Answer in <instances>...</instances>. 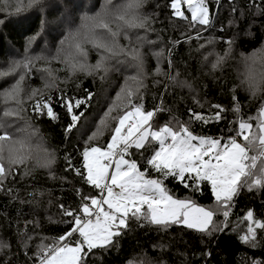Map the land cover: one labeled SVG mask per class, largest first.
Masks as SVG:
<instances>
[{
	"label": "snow or ice",
	"instance_id": "6c2138e0",
	"mask_svg": "<svg viewBox=\"0 0 264 264\" xmlns=\"http://www.w3.org/2000/svg\"><path fill=\"white\" fill-rule=\"evenodd\" d=\"M226 2L228 27L217 35L221 0H164L163 19L159 0H0V25H22L27 12L40 19L22 52L0 33V264H115L113 250L119 254L129 238L139 253L125 264H169L163 256L176 237L198 245L191 260L187 247L173 253L181 264H214V250L215 264H264L256 256L264 253V0ZM249 44L259 47L237 51ZM234 55L250 71L225 95ZM34 70L42 86L26 93ZM81 76L115 93L91 134L78 110L95 93L75 94ZM208 80L221 99L210 95ZM42 123L60 126L59 146H47ZM37 172L71 191L73 202L56 197L49 215L54 189L39 184ZM242 196L262 197L259 210L245 204L237 213ZM41 203L57 230H41ZM141 234L155 235L154 255ZM221 234L246 251L230 262Z\"/></svg>",
	"mask_w": 264,
	"mask_h": 264
},
{
	"label": "trees",
	"instance_id": "16d2710c",
	"mask_svg": "<svg viewBox=\"0 0 264 264\" xmlns=\"http://www.w3.org/2000/svg\"><path fill=\"white\" fill-rule=\"evenodd\" d=\"M223 7L220 9L219 11V19H216L215 15L213 17V22L216 24V30H217V35H219V29L221 28V24L223 23V26L225 28L228 27V23H227V17L229 15V8H228V4L226 2V0H221ZM238 2L240 4L243 3V0H238ZM159 3L161 4V8H160V13H161V18H164V12L165 9L163 7L164 4V0H159ZM9 4H11V0H9ZM3 4H0V7H3ZM213 13L216 12V9L213 8L212 9ZM237 15L239 14V11L236 13ZM5 15V13L3 11H0V18H3ZM25 16H27V20L22 24V25H18V24H10L7 23L6 21V27L4 25H0V33H8L10 36V39L12 40L13 44L15 45L13 51L19 50L20 52L23 51V44L25 42V40L28 38V36L33 35L36 31L39 30L40 28V19H39V13H35V12H27L24 13ZM22 17H18V16H13L10 17V19H12L13 21L21 19ZM261 19H264V17H261ZM156 27H164V25H160L157 24ZM237 27H239V25H237ZM171 29H169V34H171ZM231 35V33H225V37H229ZM238 45H239V41H237ZM222 47V46H221ZM259 47V45H255V44H249V45H242L239 46L237 51L238 52H243L245 54H250L253 51H256V49ZM193 56H196V53H193ZM239 55H234V58L229 60L228 65L226 67L225 70V77L227 80V83L225 85V95L228 94V88L234 86V85H239L240 81L237 77L236 74V68L242 64L244 61L238 58ZM95 56H91V58H94ZM197 59H199V57H197ZM4 60V57L2 55H0V63H2V61ZM193 64L196 63V61H192ZM53 67H56L55 65H53ZM60 75H63V73H61ZM80 79L82 80V88L81 90H78L75 94L76 95H83V88H87L90 91H93L95 93V96L93 97V100L90 103V106L85 108L84 106H81V108L78 111H83L84 112V116L81 117V121L79 123V126L81 128H83V125L88 121L89 128L88 130V134H91L92 131L95 130V125L99 123L100 117L103 115V112L107 109L108 103L111 102V99L114 98L115 93L111 90V88L108 87V85H101L100 81L97 79L95 86H93V81L91 77H83L81 76ZM116 79V77H113V81ZM201 80H205L208 79L207 77H204L203 75H201L200 77ZM26 84H28L29 88L31 89L32 87H40L42 85L41 80H40V76L39 74H37L35 72V70L33 71L32 77L30 79H26ZM149 83H151V81H149ZM208 86H209V90H210V95L214 98V99H221L219 97V95L211 92L212 89H214V85L211 83V80H208ZM104 88H107V92L103 91ZM71 90V89H70ZM237 91L240 94V98L241 100L245 99V93L240 89L237 88ZM201 96H203V93H201ZM149 101H151V97H148ZM189 106H191V101L188 102ZM25 107H27V104L25 105ZM181 107H183V105H181ZM58 112H60L61 117L63 118V112L57 108L56 109ZM247 111V109H246ZM96 116H98L99 118L96 119ZM86 117H90L89 120L86 119ZM92 120H94L95 122H97L95 124V122H93ZM41 128L43 130V132L46 135V140H47V146L49 148L52 147H57L60 145V138H61V133H60V126L56 125L54 128H50L47 124L42 123ZM214 131V129H209L210 134ZM106 135V134H105ZM100 143H103V138L99 141ZM72 149L70 148L69 151H71ZM61 169H62V161L58 162L56 165V172L58 174L61 173ZM36 179L37 181H39V184L41 185H46L48 187H51L54 189L52 197L54 200L53 205L48 208V214L49 215H55L57 213V206L55 203V198L56 197H60L63 196L65 198V203L67 202H73V194L71 191H64L61 192L59 191V182L52 184L49 181L45 180L43 175L39 172L36 173ZM64 187L67 189L69 187V185L65 184ZM179 194V193H177ZM47 196H45V200H47ZM262 197L257 196L254 200H249L246 197L242 196L240 197V204L236 207L235 211L237 213H240L241 215L243 214V205L248 204L250 207H252L254 210H259L260 208V201H261ZM207 201H205L206 203ZM5 203V198L3 196H0V209H3ZM17 207V205L13 204L11 206V208L8 209L9 212V218H13L14 217V209ZM44 207L45 205L43 203H41L40 208L38 210V216L40 218V222L43 225V228L41 229L42 231L45 232H53L56 229L55 225H48L47 223H45L44 221ZM30 209L29 206L27 204H25L23 206V212L25 214L29 213ZM25 219L29 218L28 215H25L24 217ZM59 218V217H57ZM233 219H235V217H233ZM3 217L0 216V224H3ZM29 231H31V225H29ZM143 245L144 248H146L148 250V252L150 254H155L153 252V249L151 248L150 245V240L151 239H155V235L154 234H149L147 236L145 235H139L138 237ZM188 237H185L184 240H188ZM221 241L224 243V245H226L228 247V260L230 262L233 261V255L236 252L237 249H239L240 252H244L246 251L245 248L240 247L239 245H232L230 241H228L225 237L224 234H221L220 236ZM232 239L235 240V235L232 236ZM177 243H175L171 249L167 250L163 256V259L167 260L169 262V264H173V261H175V264H181V262L183 261V257L180 255H173V253H176L178 249L183 250L186 247L188 248V259L191 260V251L193 247H198V245H192V246H186L185 243L180 241V237H176ZM130 241V242H129ZM213 249H215V245H213ZM135 251L136 254L139 253V249L136 247V239H126L125 241H123V248L120 251L119 254H116V250H113V254H112V258L115 261V264H125V261L131 257L133 255V252ZM256 256L261 257L264 256V253H256ZM213 257L215 259H219V257H216V253L215 250L213 251ZM215 259H214V264H215Z\"/></svg>",
	"mask_w": 264,
	"mask_h": 264
},
{
	"label": "rangeland",
	"instance_id": "374dc122",
	"mask_svg": "<svg viewBox=\"0 0 264 264\" xmlns=\"http://www.w3.org/2000/svg\"><path fill=\"white\" fill-rule=\"evenodd\" d=\"M35 47V45L33 46ZM93 56H95V54L93 53L92 54ZM240 56H238L239 58ZM241 59V58H239ZM91 60L94 62L95 60V57L94 58H91ZM242 60V59H241ZM0 66H3L2 63H0ZM250 71V69L246 66L245 62H243L242 64H240L237 68H236V74H237V77L239 79V81L241 82L245 75ZM42 86V85H41ZM40 86V87H41ZM24 88H25V92H29L31 89L29 88L28 84H26V82L24 83ZM0 107H2V105H0ZM99 118L98 116H96V119ZM87 120L90 119V117H86ZM93 122H95L94 120H92ZM97 122H95L96 124ZM89 123L88 121L83 125V129H88L89 128Z\"/></svg>",
	"mask_w": 264,
	"mask_h": 264
}]
</instances>
